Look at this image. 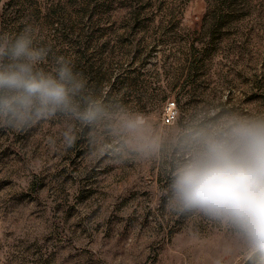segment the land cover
Masks as SVG:
<instances>
[{"label":"rangeland","instance_id":"1","mask_svg":"<svg viewBox=\"0 0 264 264\" xmlns=\"http://www.w3.org/2000/svg\"><path fill=\"white\" fill-rule=\"evenodd\" d=\"M28 27L73 58L106 107L152 112L161 148L114 165L94 153L111 144L103 125L0 128V264H245L228 232L169 210L162 192L210 117L264 112V0H0V33Z\"/></svg>","mask_w":264,"mask_h":264},{"label":"clouds","instance_id":"2","mask_svg":"<svg viewBox=\"0 0 264 264\" xmlns=\"http://www.w3.org/2000/svg\"><path fill=\"white\" fill-rule=\"evenodd\" d=\"M108 98L90 90L73 58L42 44L35 28L0 33V128L22 132L58 119L76 121L83 131L103 125L111 144L95 147L99 160L119 165L157 156L152 112L125 101L109 108ZM59 139L71 147L77 135L64 128ZM56 140L48 143L55 147ZM162 198L169 210L228 232L245 264H264V112L222 108L190 133Z\"/></svg>","mask_w":264,"mask_h":264},{"label":"built area","instance_id":"3","mask_svg":"<svg viewBox=\"0 0 264 264\" xmlns=\"http://www.w3.org/2000/svg\"><path fill=\"white\" fill-rule=\"evenodd\" d=\"M174 102H171L170 105L168 106V110L166 111V113L164 114L163 117V122L164 123H170L174 116H175V112H174Z\"/></svg>","mask_w":264,"mask_h":264}]
</instances>
